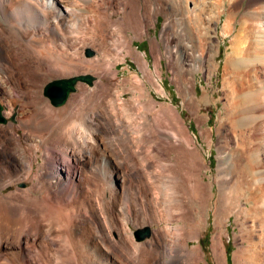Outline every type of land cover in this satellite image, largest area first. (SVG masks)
Here are the masks:
<instances>
[{
    "label": "bare ground",
    "instance_id": "bare-ground-1",
    "mask_svg": "<svg viewBox=\"0 0 264 264\" xmlns=\"http://www.w3.org/2000/svg\"><path fill=\"white\" fill-rule=\"evenodd\" d=\"M224 15L223 35L233 37L227 114L244 77L258 76L263 64L264 0H0L2 264H210L201 241L212 216L214 264H229L223 237L234 216V264H264V251L259 259L251 254L257 239L264 250V154L249 126L255 118L235 106L250 128L237 133L224 113L215 129L205 127L202 107L214 94L197 92V74L211 85L219 70ZM192 22L205 30L195 41L182 27ZM146 36L152 62L133 46ZM164 61L186 116L165 85ZM123 63L129 73L120 75ZM73 76V93L55 104L46 84ZM190 115L210 147L218 138L216 170ZM150 227L136 238L135 229Z\"/></svg>",
    "mask_w": 264,
    "mask_h": 264
},
{
    "label": "rangeland",
    "instance_id": "rangeland-1",
    "mask_svg": "<svg viewBox=\"0 0 264 264\" xmlns=\"http://www.w3.org/2000/svg\"><path fill=\"white\" fill-rule=\"evenodd\" d=\"M115 17H118V15H115ZM224 19H225V15L223 16L222 22H221V24L219 26V29H218V36H219L218 37V41L220 43L221 48H220V53H219V55L216 58V62L219 64V70L216 71L215 74L213 75L212 84L211 85L208 84V81H207V78L208 77L204 73H198L197 74V85H198L197 92H198V95H201L204 92V87L211 94L212 93L214 94L213 101H211L210 103H205V106L202 107L203 108L202 109V113H204L208 117V119H209L207 121L205 127H212V128L215 129L216 128V125H217L218 117L220 116L221 113H224V116L227 119V123L229 124V126H233L232 129L234 131H236L237 133H239L242 130L245 131V129L247 130V128H250V127L252 128V129L250 128V130L252 131L251 133H253V134H251V133L250 134L253 137L252 140H253V143H254V147H255V149L257 148V151L259 149V152L261 154H264V103H263L264 102V56H262L263 57V64H261V63H260V65L257 64V68L260 67L259 69H257L258 70L257 74H258L259 77L257 75H252V73L251 74L249 73V75L247 74L244 77L243 87L242 86L240 87L239 96H241V95L242 96L239 97L237 100H235V102L234 101L233 102L230 101L231 108H235V110H236V107H239L240 109H242V108H244L246 106L245 107L246 108L245 111H247V113L245 111H243L244 116H246L249 113L248 115L251 114V116H253L255 118V121L253 123H251V125H249L250 127L249 126H243V124L241 126V117H243L242 116L243 114H239L237 112V110L239 108H237L236 112H234L235 110L232 109L233 110V113L230 114L232 111H231L230 106H229V108H228V113L230 112L229 115H227L228 113L226 114V111L227 110L224 109L225 98L226 99L228 98L226 95H224V93H227V92L229 93L228 90H230V89H228V88H226L227 90L224 89L223 83H224L225 77L228 76L229 74H231V71H232V68L231 67H229L228 69L225 70V61H226L227 54H228V47L230 45V40L233 38L232 36L224 37V35H223L224 34L223 28H224V23H225V20ZM162 22H163V16H161V17L158 18V20H157V26L156 27H150V33L152 34L153 37L156 36V35L159 36L160 30H161V27H162ZM192 23H191V25L189 23L190 26L188 25V23H185V25L182 24L183 25L182 27L186 31V34L187 35L189 34L188 35L189 38L192 41H195V36H196L195 34H197V33H204L205 30L203 32V29L204 28L198 26L195 23H193V25H192ZM197 28H199V29H197ZM188 29L191 30V31H189ZM193 31H196V32H193ZM190 36L193 37V38H191ZM134 42L135 43H134L133 46L135 48L139 49L140 51L147 52V58H148V60L150 62H152L153 57H152V54H151V51H150L151 38L149 36H146L142 40L135 39ZM93 54H94V51L93 50H88L87 51V55L88 56L89 55H93ZM261 54L264 55V52L261 53ZM128 61H129V65H130L131 68L133 66H135L134 68H132L133 70H138L137 64L135 63V60L133 58L128 57ZM127 65L128 64H126V63H123V64H120L119 65V68L121 70L120 75H124V74L129 73V70H126V71L123 70L124 67L127 66ZM245 67L247 69L250 68L249 66H245ZM246 68L244 70H246ZM164 69H165V72H164L165 85H166L168 91H171L172 94H173V96L175 97V99H177L179 101L178 103H179V110H180V112H182V115L183 116H186V115L190 114V112H187L185 110L184 106L181 104V100L178 97L179 94H178L176 88L174 86H172V84L170 83V81L168 79L165 61H164ZM225 73L227 75H225ZM87 75L89 77H93L91 74H87ZM250 75L252 76L251 78H249ZM77 77L76 76H73V77H69V78L71 79V78H77ZM64 78L65 79H69V78H66V77H61V79L60 78H50V81L45 86V93H46V95L49 98H51V100L53 102H54V100L51 97V95L49 94V86L53 82L60 81V80H64ZM247 78H249V79H247ZM244 82H246L247 84L244 83ZM76 84H77V82L75 83V85ZM61 86H62V84H61ZM74 87H76V86H74ZM243 88H245L247 90H244ZM241 92H243V93H241ZM72 93H73V91H71L69 93V95H71ZM126 96L129 97L130 96V93H127ZM252 100L255 101V102L253 103ZM237 101H239V102H237ZM64 103H62V104H64ZM62 104H59V105H62ZM241 104H242L243 107L241 106ZM1 106L3 108L2 109V115H3L4 106L3 105H1ZM16 115L17 114H14L13 117H11L10 120L12 122L15 121L14 119H16ZM233 115H235L237 117V119ZM229 116H231V117H229ZM187 118H188L187 119V122H188V125H189L191 131L193 132V134L195 133L194 135H196V136L199 137V142L198 143H199L200 149L204 152V154H205V156L207 158V161L212 166V169L213 170H216V167H217V164H218V157H219L218 156V151H217V140H218L217 136L215 135V140H214V142L212 144V147H210V145L205 141L204 137L201 135V133H200V127H199V124L196 122V119L192 115L187 116ZM5 121H7L6 118H5ZM0 122H4V121H0ZM253 129H256V130H253ZM209 173H211V171H209ZM262 175H263L262 177L264 178V173ZM247 186L248 185H246V187ZM227 226L229 227V231L228 232L230 233L231 236L226 233L224 235V237H223V243H224V245L226 247V253L229 256L228 257L229 258V264H234V256L233 255H234L235 250L237 249V246H236V243H235V240H234V233H235V231L237 230V227H238L235 216L233 217V222H229L227 224ZM147 228H144V229H141V230L140 229H135V236H136V238L138 239V236H137V233L138 232H140V231L145 232L147 230ZM203 228H205V232L203 233V236L204 237L202 238V241H201L202 242V246H203V248L205 250L207 261L210 264H214V260H213V256H212V249H211L212 238L217 233V228H216V225H215L214 216H212L209 219V221H207L206 223L203 224ZM150 229L152 230V227H150L149 230ZM226 229H228V228H226ZM138 240H140V239H138ZM256 241H257V245H256L257 247L256 248L254 247V250L251 251V254L252 255H255L257 252L263 253V251H264L263 250V244H261V242L258 239ZM194 242H195V244H198L197 243V240H194ZM258 244H260V245H258ZM255 257H257L259 259L260 257H263V256L262 255H259V257H258V255H255ZM1 262L2 263L4 262V259L3 258L0 259V264H2ZM256 264H262V261H260V260L258 261L257 260L256 261Z\"/></svg>",
    "mask_w": 264,
    "mask_h": 264
},
{
    "label": "water",
    "instance_id": "water-1",
    "mask_svg": "<svg viewBox=\"0 0 264 264\" xmlns=\"http://www.w3.org/2000/svg\"><path fill=\"white\" fill-rule=\"evenodd\" d=\"M87 80L89 81L90 79L87 78ZM75 83H76V79L60 80L53 82L49 86V94L53 98L54 103L58 105L64 103L67 100L69 93L75 89L74 87ZM1 111H2V106L0 105V121H4L5 119L3 118ZM149 234L150 231L149 229H147L145 232L142 231L138 232L137 236L138 239L141 240L144 239Z\"/></svg>",
    "mask_w": 264,
    "mask_h": 264
}]
</instances>
